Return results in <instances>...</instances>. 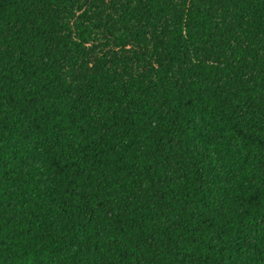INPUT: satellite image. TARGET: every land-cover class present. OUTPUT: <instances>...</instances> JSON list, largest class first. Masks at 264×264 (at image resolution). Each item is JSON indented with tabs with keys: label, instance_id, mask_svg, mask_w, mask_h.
Returning a JSON list of instances; mask_svg holds the SVG:
<instances>
[{
	"label": "trees",
	"instance_id": "16d2710c",
	"mask_svg": "<svg viewBox=\"0 0 264 264\" xmlns=\"http://www.w3.org/2000/svg\"><path fill=\"white\" fill-rule=\"evenodd\" d=\"M0 264H264V0H0Z\"/></svg>",
	"mask_w": 264,
	"mask_h": 264
},
{
	"label": "rangeland",
	"instance_id": "374dc122",
	"mask_svg": "<svg viewBox=\"0 0 264 264\" xmlns=\"http://www.w3.org/2000/svg\"><path fill=\"white\" fill-rule=\"evenodd\" d=\"M31 159H32V160H31L32 162L30 161V163L34 165V163L37 161V158L32 157Z\"/></svg>",
	"mask_w": 264,
	"mask_h": 264
}]
</instances>
